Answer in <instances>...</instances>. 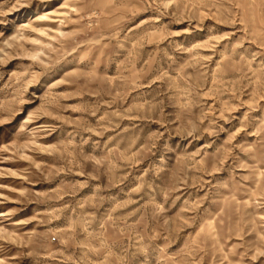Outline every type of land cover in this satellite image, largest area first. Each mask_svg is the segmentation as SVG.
<instances>
[{"label":"rangeland","instance_id":"1","mask_svg":"<svg viewBox=\"0 0 264 264\" xmlns=\"http://www.w3.org/2000/svg\"><path fill=\"white\" fill-rule=\"evenodd\" d=\"M0 264H264V0H0Z\"/></svg>","mask_w":264,"mask_h":264},{"label":"bare ground","instance_id":"2","mask_svg":"<svg viewBox=\"0 0 264 264\" xmlns=\"http://www.w3.org/2000/svg\"><path fill=\"white\" fill-rule=\"evenodd\" d=\"M43 15H44V13L41 14V16H43ZM41 16H40V17H41Z\"/></svg>","mask_w":264,"mask_h":264}]
</instances>
